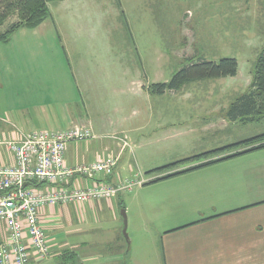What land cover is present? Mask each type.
I'll list each match as a JSON object with an SVG mask.
<instances>
[{
  "label": "rangeland",
  "instance_id": "rangeland-1",
  "mask_svg": "<svg viewBox=\"0 0 264 264\" xmlns=\"http://www.w3.org/2000/svg\"><path fill=\"white\" fill-rule=\"evenodd\" d=\"M49 8L51 17L40 27L20 29L9 43L0 44V124L6 123L3 110L18 101L11 88L13 74L8 73L7 62L12 69L17 62L14 71L19 72L22 64L32 66L41 60L64 66L54 92L70 98L74 94L78 98L84 96L90 104V117L98 125H102L104 118L115 121L113 111L119 105L125 127L123 130L117 126L113 132L118 133L115 143L121 144V167L142 173L163 167L171 171L194 166L211 156L224 155L226 160L230 154L262 150L256 147L264 144L259 139L264 136V116L250 122H232L228 109L249 90L254 79L256 63L264 48V0H63L50 3ZM15 21L16 17L11 18L4 27ZM222 58L238 61L236 77L196 82L150 101L149 87L169 82L190 60ZM118 60L122 69L121 65L114 67ZM122 70L124 78L116 77ZM99 102L105 106L100 108ZM99 108L106 113L100 118ZM149 108L157 112L155 116L149 115ZM139 128L142 130L138 131ZM253 138L256 140L249 146H237ZM99 144L90 151L88 160L92 163L106 161L112 155L106 149L109 146ZM121 176L123 180L131 179L127 169ZM115 177L118 178L117 173ZM146 178L137 182L151 181ZM137 189L124 191L122 195ZM131 197L122 198L128 240L123 234L122 210L106 204L115 196L73 205L81 224L75 225L77 231L70 238L73 243H86L88 257L93 261L89 264H102L103 244L114 242L118 236L128 246L127 252L122 251L126 264L129 256L134 264L149 262L145 252L150 240L167 231L171 218L167 214L149 216L146 223L140 206ZM91 203L104 204L85 216L82 210ZM67 225H71L70 219L61 221L55 230L69 231ZM83 228L84 232L77 233ZM66 235L57 232L55 239L65 237L62 240L67 241ZM77 249L71 248V253ZM64 253L59 256L62 258ZM150 263L160 264L158 258L157 263L155 260Z\"/></svg>",
  "mask_w": 264,
  "mask_h": 264
},
{
  "label": "crops",
  "instance_id": "crops-1",
  "mask_svg": "<svg viewBox=\"0 0 264 264\" xmlns=\"http://www.w3.org/2000/svg\"><path fill=\"white\" fill-rule=\"evenodd\" d=\"M7 64L8 73L13 74L11 88L18 101L8 104L7 109L3 110L6 123L0 124V142L18 137L19 133L90 127L98 139L91 143L69 145L66 163L70 168L91 164L93 161L88 160L90 151L100 143L104 147L109 146L106 148L112 151L109 157L117 160V180L124 179L121 174L125 169L129 171L131 179H161L137 186L138 189L132 194H124L132 196L130 199L140 206L146 223L149 216L159 217L161 214H167L171 218L165 229L167 231L159 234L156 240H150V246L145 252L148 254L146 260H149V264H152L150 260L157 263V258L160 264H264V149L226 160L224 155L211 156L194 166L177 168L164 174L148 175L149 171L143 170L142 173L141 170L121 167V144L115 143L118 133L113 132L117 126L123 130L125 127L123 119L120 118L123 114L119 112V105L113 111L115 121L104 118L101 119L102 125H98L90 117V104L84 96L78 98L74 94L70 98L60 92H54L55 83H60L63 65H52L49 61L40 60L32 66L22 64V69L18 72L14 71L18 67L17 62H14L13 69L9 62ZM120 65L122 69L123 65L118 60L114 67ZM124 74L122 70L121 75L117 74L116 77L123 79ZM100 93L102 95V92ZM157 97L149 92L150 101ZM99 105L100 108L105 106L103 102H99ZM100 108L98 118L106 115ZM149 110L151 117L157 113L153 108ZM141 130L139 128L138 131ZM13 165L14 156L5 147L0 146V167ZM143 174L146 177L143 178ZM169 174L176 175L162 179ZM124 195L121 194L106 204H113L118 206L119 211H126L122 205ZM103 204H86L82 211L86 216ZM147 210L154 214H148ZM128 211L130 215V209ZM133 211L135 213V208ZM78 214L73 205L64 208L57 205L46 209L40 215L53 257L46 262L33 264H64L59 256L61 252L71 251V248L79 249L80 245L81 249L69 255L67 264L93 262L88 257L86 243H73L70 238L77 231L74 230L75 225L81 224L77 218ZM68 219L71 222V225H67L69 231L64 228L55 230L61 221ZM84 230L78 229L77 233ZM57 232L67 233L68 240L63 241L65 237L56 240ZM1 233L4 234L2 228ZM2 236L0 235V240ZM129 243L132 244V240ZM103 246L101 253L105 259L102 264H126L124 252H127L128 246L122 242L120 236L116 237L114 242L104 243ZM68 248L70 250H67ZM129 257V264H134L132 256Z\"/></svg>",
  "mask_w": 264,
  "mask_h": 264
},
{
  "label": "built area",
  "instance_id": "built-area-1",
  "mask_svg": "<svg viewBox=\"0 0 264 264\" xmlns=\"http://www.w3.org/2000/svg\"><path fill=\"white\" fill-rule=\"evenodd\" d=\"M19 134L0 142L15 158V165L0 167V264L43 263L53 257L40 220L46 209L108 200L143 184L134 178L112 185L100 181L115 176L117 161L111 157L67 165L70 144L97 139L92 128Z\"/></svg>",
  "mask_w": 264,
  "mask_h": 264
},
{
  "label": "trees",
  "instance_id": "trees-1",
  "mask_svg": "<svg viewBox=\"0 0 264 264\" xmlns=\"http://www.w3.org/2000/svg\"><path fill=\"white\" fill-rule=\"evenodd\" d=\"M55 1L63 0H0V44L9 43L12 35L20 29L34 30L40 27L51 17L49 4ZM14 17L17 18V21L10 23L7 28L4 27L6 23ZM238 71L239 63L234 58H222L219 61H207L205 59H198L197 61L190 60L188 63L181 66L169 82L153 84L149 87V92L156 96H164L166 93L179 91L184 86L196 82L236 77ZM228 116L229 120L232 122H237L238 120L250 122L257 117L264 116V48L258 57L254 79L249 90L230 105ZM259 139L263 143L264 136L259 137ZM255 140L256 138L246 140L239 143L237 146L243 145L247 147ZM256 148L264 149V144ZM242 154H244V152L235 154L229 158ZM167 168L168 167L158 168L148 174H164L167 172L165 171ZM175 175L176 174L165 175L162 179L170 178ZM101 180L111 185L114 182L117 183L120 181V179L117 181L115 176H109L100 179V181ZM160 180L159 178L151 179L149 183ZM36 186H42V184H37ZM121 194L122 193H119L115 197ZM70 254L71 251H67V253L63 254L61 258L62 263L67 264V259Z\"/></svg>",
  "mask_w": 264,
  "mask_h": 264
},
{
  "label": "water",
  "instance_id": "water-1",
  "mask_svg": "<svg viewBox=\"0 0 264 264\" xmlns=\"http://www.w3.org/2000/svg\"><path fill=\"white\" fill-rule=\"evenodd\" d=\"M28 185L29 184H25V187H27ZM122 216L124 218V230H123V234H124L125 238L128 240V237H129L128 234H127L128 221H127V216H126V211L125 210L122 211Z\"/></svg>",
  "mask_w": 264,
  "mask_h": 264
}]
</instances>
